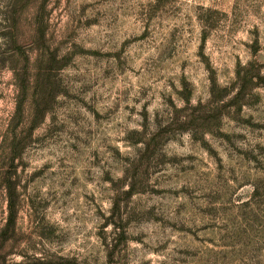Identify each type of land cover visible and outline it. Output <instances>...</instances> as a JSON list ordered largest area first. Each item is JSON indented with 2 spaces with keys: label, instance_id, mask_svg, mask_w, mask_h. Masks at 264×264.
<instances>
[{
  "label": "rangeland",
  "instance_id": "obj_1",
  "mask_svg": "<svg viewBox=\"0 0 264 264\" xmlns=\"http://www.w3.org/2000/svg\"><path fill=\"white\" fill-rule=\"evenodd\" d=\"M0 264H264V0H0Z\"/></svg>",
  "mask_w": 264,
  "mask_h": 264
}]
</instances>
